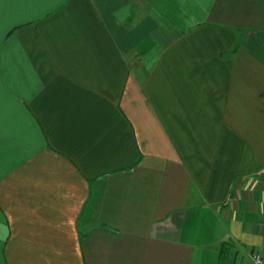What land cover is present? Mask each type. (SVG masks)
<instances>
[{"label":"crops","instance_id":"1","mask_svg":"<svg viewBox=\"0 0 264 264\" xmlns=\"http://www.w3.org/2000/svg\"><path fill=\"white\" fill-rule=\"evenodd\" d=\"M264 255V0H0V264Z\"/></svg>","mask_w":264,"mask_h":264},{"label":"built area","instance_id":"2","mask_svg":"<svg viewBox=\"0 0 264 264\" xmlns=\"http://www.w3.org/2000/svg\"><path fill=\"white\" fill-rule=\"evenodd\" d=\"M251 264H264V255L260 253H253Z\"/></svg>","mask_w":264,"mask_h":264}]
</instances>
